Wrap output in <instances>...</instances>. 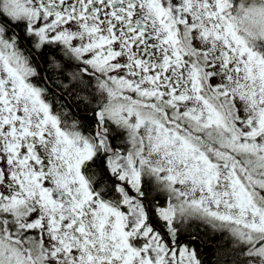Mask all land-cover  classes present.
Wrapping results in <instances>:
<instances>
[{
    "label": "snow or ice",
    "instance_id": "6c2138e0",
    "mask_svg": "<svg viewBox=\"0 0 264 264\" xmlns=\"http://www.w3.org/2000/svg\"><path fill=\"white\" fill-rule=\"evenodd\" d=\"M0 264H264V0H0Z\"/></svg>",
    "mask_w": 264,
    "mask_h": 264
}]
</instances>
